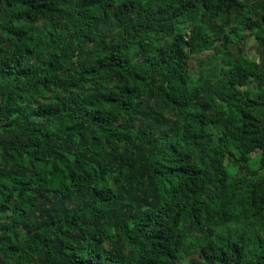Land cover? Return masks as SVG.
I'll use <instances>...</instances> for the list:
<instances>
[{
	"label": "trees",
	"instance_id": "16d2710c",
	"mask_svg": "<svg viewBox=\"0 0 264 264\" xmlns=\"http://www.w3.org/2000/svg\"><path fill=\"white\" fill-rule=\"evenodd\" d=\"M0 264H264V0H0Z\"/></svg>",
	"mask_w": 264,
	"mask_h": 264
},
{
	"label": "rangeland",
	"instance_id": "374dc122",
	"mask_svg": "<svg viewBox=\"0 0 264 264\" xmlns=\"http://www.w3.org/2000/svg\"><path fill=\"white\" fill-rule=\"evenodd\" d=\"M253 46H254V41L253 39L249 40L248 43H247V48H248V51L250 52V54H254V49H253ZM195 66H196V62H195Z\"/></svg>",
	"mask_w": 264,
	"mask_h": 264
}]
</instances>
